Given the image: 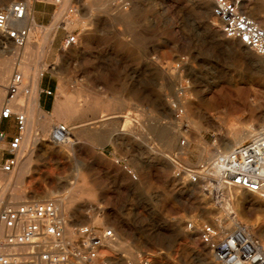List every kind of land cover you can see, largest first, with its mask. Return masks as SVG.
Here are the masks:
<instances>
[{"label": "rangeland", "instance_id": "1", "mask_svg": "<svg viewBox=\"0 0 264 264\" xmlns=\"http://www.w3.org/2000/svg\"><path fill=\"white\" fill-rule=\"evenodd\" d=\"M12 1L0 0V8ZM73 1L79 13L63 16L46 63L59 82L53 107L40 109L32 142L24 146L27 170L17 171L5 200L58 197L73 224L116 228L123 247L113 264H142V258L150 264H206L211 253L185 230V221L209 220L202 206H209L210 216L212 210L224 213L200 187L174 176L170 158L185 136L189 143L181 158L195 167L226 151L229 132L264 124V66L255 52L223 35L211 14L213 0L208 6L201 0H88L94 4L90 10L85 0ZM244 2L263 25L264 0ZM50 6L51 22L33 33L37 50L61 14L62 6ZM67 31H75L78 43L65 49ZM14 52L0 58H14ZM38 57V51L29 53L31 67ZM181 85L185 112L179 119L172 102ZM253 97L263 100L261 110L251 105ZM14 104L21 107L23 99ZM59 123L71 127L77 145L51 141ZM161 128L174 129L171 148L163 145ZM254 195L262 201L242 208L241 215L245 224L261 229L264 198Z\"/></svg>", "mask_w": 264, "mask_h": 264}, {"label": "built area", "instance_id": "2", "mask_svg": "<svg viewBox=\"0 0 264 264\" xmlns=\"http://www.w3.org/2000/svg\"><path fill=\"white\" fill-rule=\"evenodd\" d=\"M36 3L58 8L64 0H13L0 8V55L11 48L25 47L35 28L43 25L35 19ZM243 4L244 0H213L212 17L226 38L237 40L264 58V27L243 9ZM78 13L79 7L73 1L65 16ZM77 43L75 31H67L65 47ZM181 62L178 69L182 68ZM16 65L6 85L0 122L15 117L17 132L9 137L0 129V174L14 172L24 157L28 116L25 110L14 109L13 103L20 95L28 97L30 79L24 77L20 62ZM179 89V99L172 102V109L180 119L185 112L181 99L185 89L183 85ZM71 132L67 124H55L50 139L54 143L62 142ZM188 143V138L183 136L181 149L170 158L174 176L183 184L200 187L211 205H234L236 200L228 193L231 190L248 191L264 198V128L227 151L218 150L215 157L195 167L188 166L181 158ZM128 172L137 179L131 169ZM214 216L212 220L188 218L185 230L207 247L217 264H264V242L237 219L233 210L229 213L235 221L233 227L226 225V216L219 213ZM116 241L113 227L73 224L58 197L5 200L0 204V264H112L117 252L111 246ZM141 263L150 264V261L142 258Z\"/></svg>", "mask_w": 264, "mask_h": 264}, {"label": "bare ground", "instance_id": "3", "mask_svg": "<svg viewBox=\"0 0 264 264\" xmlns=\"http://www.w3.org/2000/svg\"><path fill=\"white\" fill-rule=\"evenodd\" d=\"M78 1H81V0H78ZM211 1L212 0H201L200 1V5L201 6H208L211 3ZM72 2H73V0H64V3L62 4V8H61L60 17L55 21L56 24L51 28V30H50V32H51L50 37L46 40V42L44 43V45L41 46V48L39 50H37L38 48L36 47V43H34V42L31 41L32 38H33V35H34L33 34L31 40L26 44L25 47H23L21 49L10 50L12 52L15 51L14 52V58H6V57L0 58V108L3 106V104L5 102L6 85L8 83V79L11 76V74L13 73V71L15 70V68L17 66L16 65L17 62H20V61H16L18 56H20L22 58L21 59L22 62H20V63L22 64L21 70H22V73H23L24 77L25 78L28 77L30 79L29 80L30 81L29 82V85L31 83L32 93H31V97H30V101H29V106L27 107L28 99H29V96H30V91H29V95H28V97H26V99L23 98L22 95H20L18 97V99L19 98H22L23 99V104H22L21 107H19L18 105H16V104L13 103L14 109H16V110L17 109H23V110H25V112H26V114L28 116V128H27V132H26L25 138H24V146L25 147L29 143L32 142V140L30 139V137L32 135V129L35 128L38 125V123H39V113H40V110H39V103H38V99H37V86H38V82H39V78H40L41 72L44 71V70H46V68H47V65L45 64L44 58L50 52V49L52 47V44L54 43V40H55L57 31H58V28L59 27H62L64 25L63 24V16L65 15V13H67L68 9L71 7ZM83 5L88 10H90L94 6L93 2H89L88 0H85L84 3H83ZM248 7H249L248 6V3L244 2L243 9L253 19H255L260 24V22L258 21V18L254 17L248 11L249 10ZM261 20H262L261 23L263 25H261V24L260 25L264 27V16L261 17ZM72 24H73L72 22L71 23L68 22L67 26L70 27V28H74L75 24H73L74 26ZM40 27H42V26H40ZM36 28H35V30H36ZM35 41L37 42V40H35ZM64 47H65V45H64ZM65 48H67V47H65ZM32 51H38V54H39L38 60H37V62L35 64V67L34 68L31 67L29 65V62H28L29 53L32 52ZM8 53H4L2 55H8ZM20 57H18V60L20 59ZM256 57H257V61H259V63L262 66H264V58L261 57V56H259V55H256ZM15 61H16V64H15ZM14 65H15V68H14ZM260 99H258V98L251 99V105L253 107H255V109H257L258 107L259 108L261 107L260 106V103H259V100ZM18 103H21V102H18ZM226 105H227L228 108L231 109V111L233 113H234V111H236V110L233 111V109H235L236 107H235V105L232 102L226 103ZM66 106H68V105H66ZM71 107H73V106H71ZM249 109H250V107H249ZM259 110H261V108ZM257 111H258V109H257ZM53 127H52V130H53ZM260 128H264V124L259 125L257 127L252 126V125H245L242 128H239V129L235 130L234 132H229L228 135L226 136V139H227L228 142L226 143V146L224 147V149L227 151L230 148H232L234 145L242 143L245 139H248L251 136H253L257 132V130H259ZM71 134H72V132H71ZM160 134H161L160 135L161 136L160 139L162 140L163 145L166 148H171L173 146V139H174V134H175L174 133V129L173 128H170V131H169V128H168V129H165V131H163V128H161ZM33 135H34V132H33ZM33 135H32V137H33ZM50 137H51V134H50ZM74 138L75 137L72 134L68 139H66L65 141H62V142H57V144H59V145H70V146L73 147V146L77 145V143H76L77 139H74ZM33 142L34 143H37L38 140H34ZM24 153H25V149H24ZM209 158H211V157H209ZM28 163H29V160L26 159V156L24 155L23 159L20 160V163H19L20 167L18 165V167L16 168V170L14 172L8 173V174H1V175H6V177H8V178H5L3 180L0 179V184L2 183L5 186L4 189H3V191H2V187H0V204L5 201V199L7 197L6 192H8V190L10 189V187L14 185V181H15L14 179H15V177L17 175V171L18 170H19V172L26 171L27 170ZM199 191H202V190L200 189ZM240 192H245V194L238 193L237 190H231L230 192L228 191V193L230 195H232L235 198L236 201L233 203L234 205H232V206L224 205V206L220 207V208H222V212L224 213V216H226L228 218L227 224H226L228 227H233V225L235 223V221L233 220V218H231L229 216V213L232 210L236 213L237 219L239 221H241L242 223H244V220H243L244 218L242 217L243 214L241 215V209L242 208H246V209L247 208H252L255 205L257 206V204L260 203V201H262L260 198H258L257 196H255L253 193H250L248 191H240ZM4 193H5V195L3 196L2 194H4ZM201 195H203L202 192H201ZM203 199H204V197H203ZM208 207L209 206H207V207L206 206H202L201 207L203 209L202 215L205 214L206 217L209 216L208 217L209 220H212V218L215 217V216H214V214H212L211 216L209 215L211 213V211H210V208H208ZM212 211L215 214L218 213V210L217 211L212 210ZM176 221H177V223H180L178 220H176ZM247 223H246V225H247ZM247 226L249 227V230H250V232L252 234L257 235V236H259L260 238H262L264 240V234L263 233H258V231L260 229L258 226L251 225V224L250 225H247ZM263 228H264V226L260 230H264ZM122 247H123L122 246V242L120 240H118V241H116L111 246V249L118 251V250L122 249ZM209 256L211 258L207 257L205 259L206 260V264H217L215 262V260L213 259L212 255L209 254ZM112 264H113V262H112Z\"/></svg>", "mask_w": 264, "mask_h": 264}, {"label": "crops", "instance_id": "4", "mask_svg": "<svg viewBox=\"0 0 264 264\" xmlns=\"http://www.w3.org/2000/svg\"><path fill=\"white\" fill-rule=\"evenodd\" d=\"M50 7L51 6L49 4H45V3H36L35 4V8H34L35 9V19L38 23L43 24L44 22L50 21V17L48 16V12H47V10ZM42 26H44V24ZM59 32H60V30L58 29L56 37H57ZM63 46H64V44H63ZM52 48H53V46H52ZM49 57H50V54L47 57L45 64L47 63V60L49 59ZM48 65H52V64H48ZM41 73H43V74H40V78H39V82H38V86H37V99H38V103H39V110L41 109L43 112H45V111L49 110L50 107H53V104H54L53 97H55V94L58 90L59 82H58L57 78L54 75H52V73L49 72V70L46 69V70L42 71ZM31 93H32V88H31V83H30L29 99L31 97ZM29 99H28V102H29ZM41 110L39 113V117H40V114L42 113ZM7 127H12V128H14V130L10 131V130H8ZM0 129L5 130L8 133L9 137L12 134L16 133L17 128H16L15 117H11V118H8V119L1 121L0 122Z\"/></svg>", "mask_w": 264, "mask_h": 264}]
</instances>
